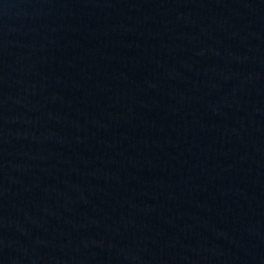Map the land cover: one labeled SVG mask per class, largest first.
Returning a JSON list of instances; mask_svg holds the SVG:
<instances>
[{
    "label": "water",
    "instance_id": "1",
    "mask_svg": "<svg viewBox=\"0 0 264 264\" xmlns=\"http://www.w3.org/2000/svg\"><path fill=\"white\" fill-rule=\"evenodd\" d=\"M0 264H264V0H0Z\"/></svg>",
    "mask_w": 264,
    "mask_h": 264
}]
</instances>
